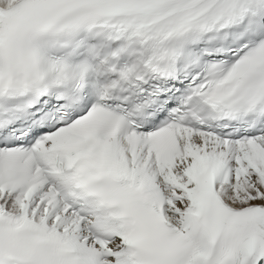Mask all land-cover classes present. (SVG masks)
<instances>
[{"label":"snow or ice","instance_id":"obj_1","mask_svg":"<svg viewBox=\"0 0 264 264\" xmlns=\"http://www.w3.org/2000/svg\"><path fill=\"white\" fill-rule=\"evenodd\" d=\"M0 264H264V0H0Z\"/></svg>","mask_w":264,"mask_h":264}]
</instances>
